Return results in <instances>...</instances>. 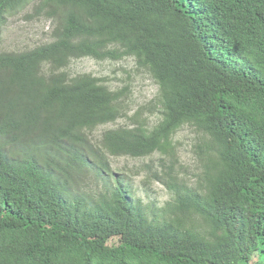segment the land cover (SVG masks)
<instances>
[{
  "label": "trees",
  "instance_id": "trees-1",
  "mask_svg": "<svg viewBox=\"0 0 264 264\" xmlns=\"http://www.w3.org/2000/svg\"><path fill=\"white\" fill-rule=\"evenodd\" d=\"M30 6L53 42L2 52L8 17ZM126 58L159 86L154 126L145 109L130 117L124 90L68 71ZM122 118L133 123L87 137ZM186 127L198 133L195 185L176 174ZM156 154L154 178L174 196L161 209L112 166ZM258 252L264 0H0V264H264Z\"/></svg>",
  "mask_w": 264,
  "mask_h": 264
},
{
  "label": "rangeland",
  "instance_id": "rangeland-1",
  "mask_svg": "<svg viewBox=\"0 0 264 264\" xmlns=\"http://www.w3.org/2000/svg\"><path fill=\"white\" fill-rule=\"evenodd\" d=\"M32 10L33 6H30L20 11L21 13L8 17L7 25L4 27L2 52H24L33 50L37 45L53 42V23L45 18L31 19ZM45 15L46 13L43 16ZM68 71L76 75L89 74L97 78H105L107 86L111 90H124L126 104L131 107L130 117L138 110L145 109V114L150 118L152 126L160 122L161 114L155 104L160 95L159 86L146 70L137 66L134 59L126 58L118 62L82 59L74 61ZM132 123L133 121L129 118H122L114 124L101 126L97 131L89 132L87 137L89 136L93 142H96L104 131ZM197 139V131L190 127H186L176 137V152L182 161L176 167L180 183L185 180L190 185H195L201 174V166H199L195 149ZM163 159L158 154L139 160L113 158L114 175L127 181L132 180L135 197L142 202L143 206L161 209L174 197L164 185L154 178L156 174L163 171ZM75 179V181H81L86 178L76 177ZM86 182L93 185V191H100L106 187L104 184L98 183L95 173L90 174ZM260 261H264V253L258 252L254 262Z\"/></svg>",
  "mask_w": 264,
  "mask_h": 264
},
{
  "label": "clouds",
  "instance_id": "clouds-1",
  "mask_svg": "<svg viewBox=\"0 0 264 264\" xmlns=\"http://www.w3.org/2000/svg\"><path fill=\"white\" fill-rule=\"evenodd\" d=\"M34 154H35V155H40V154H43V153H42V150L39 149V150L35 151Z\"/></svg>",
  "mask_w": 264,
  "mask_h": 264
}]
</instances>
